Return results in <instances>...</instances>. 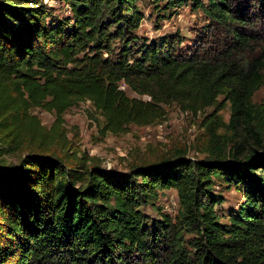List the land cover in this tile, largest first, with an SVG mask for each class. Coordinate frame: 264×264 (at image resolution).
<instances>
[{"label": "trees", "instance_id": "obj_1", "mask_svg": "<svg viewBox=\"0 0 264 264\" xmlns=\"http://www.w3.org/2000/svg\"><path fill=\"white\" fill-rule=\"evenodd\" d=\"M58 1L69 15L44 0H0V264H264V103L253 99L264 0H153L159 21L203 12L192 47L181 32L141 36L137 0ZM81 101L102 134L155 124L177 104L202 117L193 149L204 156L186 146L127 172L104 168L63 126ZM218 185L241 192L238 208L218 211ZM171 188L176 214L143 210Z\"/></svg>", "mask_w": 264, "mask_h": 264}, {"label": "rangeland", "instance_id": "obj_2", "mask_svg": "<svg viewBox=\"0 0 264 264\" xmlns=\"http://www.w3.org/2000/svg\"><path fill=\"white\" fill-rule=\"evenodd\" d=\"M44 2L52 6L55 14L59 16L70 14L68 5L58 0H44ZM137 4L144 13L139 32L148 41L165 34L181 32L186 36L184 43L192 47L199 39L200 30H205L204 26L207 23L200 10L194 11L189 7H184L177 14L159 21L157 16L162 14V11L155 8L153 0H137ZM128 93L131 96H138L130 90ZM138 97L148 98L147 96ZM253 99L256 103H264V84L255 92ZM166 111L165 119L155 124L131 125L129 131L122 134L110 132L102 134L95 117L99 119L100 124L102 118L96 114L89 101H81L65 112L63 126L68 138L81 152L85 151L89 156L99 158L104 168L117 172L129 171L132 164L159 162L163 158L173 156L174 150L180 147L191 146L188 153L191 158L203 157V153L193 149L194 144L198 147L200 145L201 131L198 125L202 117L182 111L177 104L166 106ZM32 113L45 127L50 128L55 121V115L44 109L33 108ZM221 114L226 121L229 120V103ZM22 155L23 152H18L8 155L7 158L12 162H17ZM216 190L224 197L223 205L218 206L219 212L226 213L231 208H238L244 200L241 192L235 187L229 189L218 185ZM178 209L179 199L177 190L174 188L161 190L153 205L143 207V210L153 218L159 216L161 211L176 214Z\"/></svg>", "mask_w": 264, "mask_h": 264}]
</instances>
